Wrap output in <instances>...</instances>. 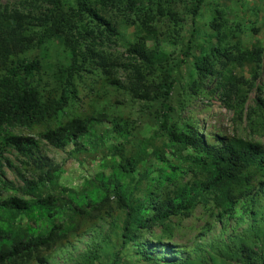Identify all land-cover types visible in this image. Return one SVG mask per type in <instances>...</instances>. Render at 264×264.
Masks as SVG:
<instances>
[{
	"label": "trees",
	"instance_id": "obj_1",
	"mask_svg": "<svg viewBox=\"0 0 264 264\" xmlns=\"http://www.w3.org/2000/svg\"><path fill=\"white\" fill-rule=\"evenodd\" d=\"M116 1L71 0L77 23L57 63L43 59L50 53L39 47L47 33L43 24L34 37L32 28L20 25L18 13L0 4V159L20 180L15 185L0 170V264H48L54 250L92 235L96 222L111 216L118 220L113 226L121 248L133 245V259H123L116 250L102 263L99 252L106 242L101 238L91 240L72 264H264V144L220 134L209 141L192 121L174 117L170 96L184 58L170 61L148 22L139 21L124 60L98 50L100 36L120 38L116 25L101 13ZM201 2L193 1V15ZM83 16L88 20L80 22ZM209 28L207 45L199 47L186 69L194 93L207 77L219 76L217 63L248 66L253 74L263 57L262 48L242 49L238 38L222 43L218 10ZM33 39L43 58L23 53L32 49ZM189 54L187 46L181 55ZM118 67L123 78L115 73ZM221 79L224 95L244 98L247 81L241 76L227 69ZM257 88L253 113L264 121V82ZM118 93L126 100L116 99ZM132 102H141L152 117L155 128L146 136L138 134L129 116ZM42 142L67 148L72 158L83 152L103 157L79 186L68 187L60 181L61 166L40 152ZM10 150L19 157L18 166L3 156ZM197 205H210L218 223L233 219L246 225L168 258L163 254L168 243L142 239L154 226L165 231L170 218L186 217Z\"/></svg>",
	"mask_w": 264,
	"mask_h": 264
},
{
	"label": "rangeland",
	"instance_id": "obj_2",
	"mask_svg": "<svg viewBox=\"0 0 264 264\" xmlns=\"http://www.w3.org/2000/svg\"><path fill=\"white\" fill-rule=\"evenodd\" d=\"M193 1L132 0L133 4L130 6L127 0H118L102 8L101 13L116 25L120 38L100 36L97 39V49L111 55L112 58L124 60L127 57L126 43L134 39L139 21L148 22L156 28L158 45L170 54V61L175 62L176 59L184 58V63L178 68L179 80L175 83L170 96V103L175 107L174 117L178 121H192L198 132L209 141H214L213 134H220L239 136L264 144V121L253 113L255 110L253 99L260 92L257 87L264 82V0H202L194 15L191 12ZM0 4L7 11L18 13L20 25L26 29L32 28L34 37L42 27L47 29L39 47L46 50L45 53L50 52L49 56L43 58L39 50L35 51V39L32 40V49L23 53H32L46 61L57 63L59 55H64L67 51L64 39L71 31V26L77 23L69 10L72 6L71 0H62L59 3L53 0H0ZM214 10L221 13L222 32L225 35L222 43L238 38L242 49H249L252 46L262 48L263 57L253 74L248 66L228 64L222 67L217 63L215 67L220 72L219 76L207 77L203 87L194 93L188 87L186 69L190 67L192 55L197 56L199 47L207 45V36L212 33L209 24ZM170 14L173 15L174 22ZM86 20L88 18L83 16L80 22ZM187 46L190 54L184 57L181 53ZM227 69L234 76H241L247 81L242 84L241 93L244 94V98L235 96L232 92L224 95L227 87L220 86L221 74H226ZM115 73L123 78V71L119 67ZM115 98L119 101L126 100L121 93ZM140 105L141 102H132L128 113L130 118L136 121L138 134L146 136L153 131L155 125L151 115L141 109ZM40 152L61 166L63 173L60 181L68 187L79 186L82 177L92 173L96 163L103 157L101 153L83 152L77 154V158H72L67 155V148H56L45 142L40 144ZM3 156L18 166L16 158L19 157H15L13 150L5 152ZM0 160L2 177L15 185L20 184L15 170ZM210 212V205H197L186 217L170 218L165 231L159 226H154L141 237L152 243L157 241L168 243L170 247L163 252L168 258L181 255L179 250L192 246L194 242L207 243L217 235L225 238L230 233H239L246 225L245 222L236 224L233 219L225 224L218 223ZM117 221V218L111 216L96 222L92 235L86 233L73 238L63 248L54 250L48 264H72L76 255L88 249L91 240L99 241L101 238L106 242L105 249L99 252L98 260L102 263H108L111 253L116 250H119L123 259H133L131 255L133 245L127 244L121 248L116 237L117 230L113 223H118ZM155 249L160 253L159 247ZM172 249L178 250V253L173 254Z\"/></svg>",
	"mask_w": 264,
	"mask_h": 264
}]
</instances>
